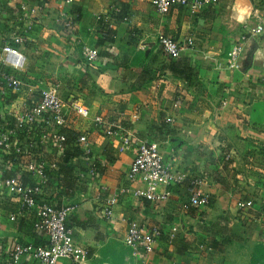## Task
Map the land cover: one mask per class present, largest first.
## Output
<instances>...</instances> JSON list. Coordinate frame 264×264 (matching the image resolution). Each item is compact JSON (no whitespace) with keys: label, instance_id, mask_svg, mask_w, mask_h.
<instances>
[{"label":"crops","instance_id":"1","mask_svg":"<svg viewBox=\"0 0 264 264\" xmlns=\"http://www.w3.org/2000/svg\"><path fill=\"white\" fill-rule=\"evenodd\" d=\"M70 1L74 43L53 19H43L31 33L39 41L49 37V43L60 45L58 56L70 73L65 80L57 79L59 95L88 108L91 117L118 119L132 139L131 147L122 151L121 141L103 137L91 119L76 117L65 131L72 139L88 136L91 153L77 156L79 172L94 162L100 177L88 187L85 179L80 183L65 169L45 188L56 205L78 206L68 223L87 252L81 264H135L123 243L130 220L146 230L162 231L150 264H257L255 248L264 247V35L248 41L234 65L228 55L239 35L253 28L257 18L264 20V0H223L197 15L184 9L160 15L150 0ZM4 2L19 8L35 1ZM237 3L247 10L243 22L237 20ZM105 29L112 32L111 42L104 40ZM160 35L182 48L178 58L163 53ZM86 49L98 51L93 63L84 60ZM37 69L41 73L32 84L48 78ZM143 141L157 143L175 170L202 179L201 192L210 196L211 204L184 209L189 191L183 185L169 188L163 203L123 198L112 219H104L105 199L127 186L125 174L136 144ZM101 186L110 192L102 193ZM248 202V207L238 206ZM0 205L13 209L0 207L1 253L12 251L21 240L44 243L29 234L33 217L9 221L19 210L17 199L0 197ZM171 231L175 237L169 244Z\"/></svg>","mask_w":264,"mask_h":264},{"label":"built area","instance_id":"2","mask_svg":"<svg viewBox=\"0 0 264 264\" xmlns=\"http://www.w3.org/2000/svg\"><path fill=\"white\" fill-rule=\"evenodd\" d=\"M34 1L30 7L21 6L22 11H28V15L47 11L55 13L54 22L61 28L62 35L74 43L77 37L74 16L69 11L71 1ZM222 1L149 2L160 15L168 13L171 9H184L191 15H197ZM15 8L14 4H6L4 0H0V28L7 20L11 22V17L20 13L19 10L14 11ZM257 19L260 20L253 28L237 37L228 55L232 65L240 59L248 41L264 35V20ZM28 34V29L11 37L0 32V197L18 200L19 210L16 214L8 216L9 221L33 217L30 230L42 237L44 243L15 244L12 251L8 250L3 254V264H27L28 260L35 264H57L62 259L69 260L71 264H81L87 252L76 242L74 231L68 223L69 217L78 206L72 203L58 206L45 191L50 174L59 170L61 158L67 148H78L86 157L91 153L87 147L89 141L86 134L79 135L67 145L68 139L64 131L68 128L71 118L76 117L91 119L94 128L103 137L121 141L122 151L131 147L132 139L128 133L129 129L118 119L107 115L91 117L88 108L77 101L63 99L59 95L58 85H49L43 80L32 84L22 79L26 72L27 57L21 49L32 42ZM157 42L167 57L176 59L181 55L182 48L172 39L160 35ZM98 56L97 50L84 51V60L87 63H93ZM166 122L170 123L172 119L167 118ZM80 158L73 157L71 160L73 174L77 175L75 178L79 179L80 183L85 179L86 185L91 187L100 178L97 167L94 162H90L87 171L79 172L80 166L77 163ZM125 180L127 186L115 189L105 199L101 210L104 219H112L114 209L123 198L132 197L138 201L163 203L170 196L169 188L183 185H186L189 191L184 209L206 208L211 204L210 196L201 192L203 180L175 170L172 164L164 160L160 146L150 141L136 144L135 155L125 174ZM100 191L110 192L105 186H101ZM238 206L248 207L250 203H241ZM161 235L159 227L146 230L135 221L127 222L123 243L135 264H150L148 259L154 254ZM174 237L175 232L171 231L167 236L169 244Z\"/></svg>","mask_w":264,"mask_h":264},{"label":"rangeland","instance_id":"3","mask_svg":"<svg viewBox=\"0 0 264 264\" xmlns=\"http://www.w3.org/2000/svg\"><path fill=\"white\" fill-rule=\"evenodd\" d=\"M16 10H19L20 13L17 14V16L11 17V22L7 20L6 24H4V26L0 28V32L2 35L11 37L14 34L23 32L24 30H29L28 37L32 40V42L21 49L22 53H24L28 58V64H30V68L26 70L27 74H25L24 76L25 81L30 83L35 79L34 77L36 73H41V71L38 70L37 67L43 69L45 75L48 78L43 77L42 79H44L45 83L49 85H55L56 81H58L57 79H67L70 70L66 66V60L63 61L62 59H60L61 57L58 56V54L62 53L61 51H59L60 45H55L54 41L49 43L51 41L49 37L45 38L42 41H39L38 39L34 38V35L31 33L34 26L39 24L43 19H53L52 21H54V19H56L55 13H50L47 11L46 13L40 12L39 14L28 15V11H22L21 7H16L14 11ZM34 39H36L37 41L33 42ZM58 73H61V76H59ZM30 231L31 232L29 234L32 237L41 239V237L33 233L32 230ZM18 243L24 244L26 242L21 240L16 244ZM3 260V253L0 252V264L4 263Z\"/></svg>","mask_w":264,"mask_h":264},{"label":"trees","instance_id":"4","mask_svg":"<svg viewBox=\"0 0 264 264\" xmlns=\"http://www.w3.org/2000/svg\"><path fill=\"white\" fill-rule=\"evenodd\" d=\"M104 31H106V29ZM103 34H104L103 35L104 36V40L109 41V42L112 41V39H110V37L112 35V32L111 31H106ZM22 76H23L22 77V79H23L25 75L23 74ZM64 134L67 136V134H66L65 131H64ZM67 139H68L67 140V145H69V144H71L74 141L75 138L72 139V138H70V137L67 136ZM80 154H82V152L78 148L77 149L67 148V150L63 154V157L61 158L59 170L58 171H54L53 173L50 174V181H51V178H52L53 175H55V174L60 175V173H61L62 170L67 169L71 173H73V171H72V165H71V160H72L73 157H77ZM97 171H99L98 168H97ZM0 207H2L3 209H5L7 211H13V209H8L4 205H0ZM255 253H256V256L254 258H255L256 263L258 264L259 261L262 260L263 261V264H264V247H262V246L256 247L255 248Z\"/></svg>","mask_w":264,"mask_h":264},{"label":"clouds","instance_id":"5","mask_svg":"<svg viewBox=\"0 0 264 264\" xmlns=\"http://www.w3.org/2000/svg\"><path fill=\"white\" fill-rule=\"evenodd\" d=\"M235 11L238 13V15H237V20H238L239 22H243L247 10H246V9H242V8L240 7L239 3H237L236 6H235Z\"/></svg>","mask_w":264,"mask_h":264}]
</instances>
